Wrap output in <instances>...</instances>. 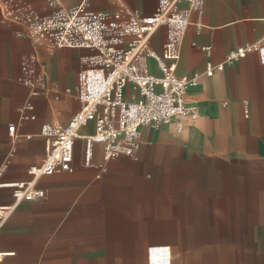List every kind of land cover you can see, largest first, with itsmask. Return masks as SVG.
<instances>
[{
  "label": "crops",
  "instance_id": "obj_1",
  "mask_svg": "<svg viewBox=\"0 0 264 264\" xmlns=\"http://www.w3.org/2000/svg\"><path fill=\"white\" fill-rule=\"evenodd\" d=\"M85 1L90 10L107 13L117 22L129 19L134 10L151 14L159 4V0L62 3L73 7ZM55 10L49 0H0V172L5 182L31 178L28 169L40 165L45 153L37 139L26 135H37L46 125L66 124L81 109L76 95L78 74L98 57L95 48L58 46L54 35L43 34L40 20ZM166 36L165 27L156 32L152 40L156 51H162ZM263 37L264 0H204L202 8L191 14L176 70L181 76L201 74L186 93L187 102L199 106L198 119L175 118L159 129L143 127L136 155L110 160L105 159L104 145L97 142L90 163H86L87 142L78 138L74 170L39 179L37 186L45 190V197L23 201L17 207L0 230V251L16 252L14 264H131L135 252L142 256L141 264H146V258L148 264L149 246L170 244L177 248L178 264H183L180 244H148L143 232L133 236L139 242L137 250H131L135 246H131L130 224L178 223V215L172 201L164 212L156 199L149 204H131L123 180L131 170L154 174L150 164L161 170L168 159L178 157L222 160L239 168L233 202L223 196L206 207L218 214L223 226L220 232H229L228 210L238 216L233 233L248 224V245L229 248L244 256L245 264H264V62L253 52L212 76L205 75L208 62H225L229 52ZM206 46L210 51L203 49ZM148 62L153 73L161 74L154 58ZM21 78H37L38 93ZM126 96L132 99L138 94L128 87ZM27 101L33 105L29 114L36 118L23 117L21 106ZM12 124L16 125V137L9 133ZM94 132L93 123L80 130L82 135ZM12 201V190L0 188V204ZM195 207L198 210L189 222L198 225L207 212L200 211L199 204H193ZM224 237L231 238L229 233Z\"/></svg>",
  "mask_w": 264,
  "mask_h": 264
},
{
  "label": "built area",
  "instance_id": "obj_2",
  "mask_svg": "<svg viewBox=\"0 0 264 264\" xmlns=\"http://www.w3.org/2000/svg\"><path fill=\"white\" fill-rule=\"evenodd\" d=\"M55 13L40 20V29L45 35H54L56 44L95 48L98 57L83 67L78 74L76 95L81 109L66 124L46 125L37 135L28 134L27 139H37L44 150L40 165L31 166L27 181L5 182L0 188L12 190L13 201L0 204V230L17 207L28 200L44 198L46 192L37 186L43 176L59 171L72 172L75 142L84 138L87 142L86 163H90L93 144L104 145L105 159L121 155L134 156L140 146L141 128L159 129L175 118L190 117L196 121L199 106L189 104L186 93L195 85L201 74L181 76L177 65L181 45L191 23V14L202 8L204 0H159L151 14L134 10L129 19L122 22L111 20L109 14L92 11L88 2L65 7L63 0H49ZM165 27L166 40L161 52L152 47L156 32ZM203 49L210 51L211 47ZM257 52L264 62V37L259 41L229 52L225 62H208L205 75L212 76L250 53ZM154 58L161 74L150 70L148 60ZM37 94V78L23 79ZM132 87L138 97L128 99L127 88ZM70 90H68L69 92ZM33 105L27 101L21 108L24 118H36L29 114ZM95 125L91 135L80 134L81 128ZM179 130L182 122L177 123ZM9 133L16 137V125L9 126ZM177 248L170 244H154L148 247V264L164 260L166 264H178ZM17 254L0 251V263L14 264ZM161 264V263H160Z\"/></svg>",
  "mask_w": 264,
  "mask_h": 264
},
{
  "label": "rangeland",
  "instance_id": "obj_3",
  "mask_svg": "<svg viewBox=\"0 0 264 264\" xmlns=\"http://www.w3.org/2000/svg\"><path fill=\"white\" fill-rule=\"evenodd\" d=\"M165 163L161 170H155L153 164H150L148 168L150 167V171L154 174L144 175V172L149 170L139 169L131 170L129 174L123 175V180L127 182L130 190L131 204L139 202L149 204L156 199L162 204L164 212L165 205L172 201L176 205L174 211L178 215V223L163 220L155 225L147 223L144 227L130 224L131 246H135L131 250L136 251L139 242V239L133 236L143 232L147 236L148 244L150 242L180 244L183 264H227L230 262L245 264L244 256L235 254L229 246L248 245L249 225L242 224L241 230L233 233L235 226L233 221L237 220L238 216L229 214L228 210L231 222L226 223V226L228 225L227 230L231 238H226L224 236L228 233L220 232L223 226L219 224L218 214L214 215V209L206 207L208 204L214 205L217 199L223 196L233 202V189L238 182L239 168L222 160L187 161L178 157L168 159ZM244 179L246 177H243V181ZM193 204L201 205L200 211L207 212L202 217L203 222L198 225L189 222L192 219L190 215L198 210L196 207L193 208ZM209 212L212 213L210 216H208ZM139 263H142V256L136 252L131 254V264ZM160 263L166 264L164 260L157 264Z\"/></svg>",
  "mask_w": 264,
  "mask_h": 264
}]
</instances>
